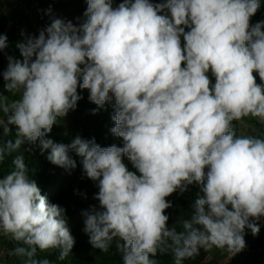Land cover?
<instances>
[{
	"label": "clouds",
	"instance_id": "clouds-1",
	"mask_svg": "<svg viewBox=\"0 0 264 264\" xmlns=\"http://www.w3.org/2000/svg\"><path fill=\"white\" fill-rule=\"evenodd\" d=\"M87 5L79 27L55 19L38 38L17 44L22 60L8 58L4 88L18 98L0 93V128L5 135L9 125L17 130L14 142L0 143V162L37 140L55 165L74 169L69 151L83 157L84 174L99 188V209L82 213L83 231L102 252L114 243L122 264H158V254L184 264L202 249L239 253L245 229L259 232L251 220L264 216V134L237 135L234 128L244 118L264 126V22L249 23L259 0ZM6 47L0 35V50ZM78 86L100 107L113 94L111 131L122 147L45 138L75 109ZM12 164L0 178V238L21 245L10 255L23 264H52L36 257L55 249L65 259L75 243L65 209L41 195L22 154ZM192 183L200 192L191 215L179 220V231L170 228L166 197Z\"/></svg>",
	"mask_w": 264,
	"mask_h": 264
},
{
	"label": "trees",
	"instance_id": "trees-1",
	"mask_svg": "<svg viewBox=\"0 0 264 264\" xmlns=\"http://www.w3.org/2000/svg\"><path fill=\"white\" fill-rule=\"evenodd\" d=\"M35 13L31 18L24 10L17 7L13 0H0V35L7 37V47L0 50V93L9 97L11 102L18 98L17 95L8 93L3 80V72L7 69L9 57L22 60L18 43L25 42L29 37L38 38L41 31L46 30L54 21L51 16L58 11L62 13L65 20H73L76 27H79L86 21L84 13L87 9V0H61L58 4H52L50 0H34ZM123 0H111L113 8L119 6ZM153 4L161 3L160 0H151ZM257 12L250 18V26L257 22H264V0H259ZM4 5V8H2ZM40 26L41 30L36 31L33 25ZM190 29L185 27V31ZM181 36V46L184 44ZM84 67V65H80ZM184 65H182L183 67ZM212 84L215 83V77L211 71L207 73ZM256 82L262 83L258 73H253ZM79 83H82L79 82ZM77 94L81 97L77 101L74 110H69L66 116L58 117L54 123L51 132L47 133L46 139H51L54 143L69 145L76 138L85 140H94L101 148L110 146H123V139L114 135L111 129L115 126L113 117L117 112L115 97L109 93V100L100 107L90 100V90L82 89L78 86ZM243 124L246 129H243ZM11 131L5 135L0 128V143L6 144L8 141L15 140L16 126L9 125ZM234 128L237 135H261L264 134V126H261L255 119L244 118L239 122H234ZM50 149L42 150L39 140L35 143L25 141L18 153L6 155L0 162V178H3L14 169L12 160L15 155L22 154L28 168V175L35 180L40 188L41 195L44 196L50 204H56L65 209V218L71 235L75 239L73 248L69 255L59 260L60 250H49L47 252H38L37 259L47 258L52 264H122L120 253L116 250L113 243L108 252H102L95 249L89 243V236L84 229L85 211H91L93 207L99 209V201L94 197L98 193V182L93 181L84 174L82 159L75 151H69L68 155L76 163L74 169L53 164L47 158ZM130 171H136L132 164L127 160L123 161ZM138 174V173H137ZM200 192L199 185L192 183L187 186V190L180 192L177 190L166 200L170 202L171 207L165 210L168 215V226L176 227L180 230L179 220L189 218L192 211V204ZM256 223L259 232L255 235L250 229L244 231L246 241L245 248L239 253L233 255L231 260L226 263H220L217 258L224 251L213 249L211 251H200V254L192 259L184 261V264H264V216L259 219H252ZM21 246L9 240L7 237L0 238V252L5 254L7 264H23V258L10 255L12 250ZM158 264H172L171 254H158L154 257Z\"/></svg>",
	"mask_w": 264,
	"mask_h": 264
},
{
	"label": "rangeland",
	"instance_id": "rangeland-1",
	"mask_svg": "<svg viewBox=\"0 0 264 264\" xmlns=\"http://www.w3.org/2000/svg\"><path fill=\"white\" fill-rule=\"evenodd\" d=\"M16 4H17V7L18 8H22L23 10H24V12L26 13V14H28L31 18H33L32 16L34 15V13H35V10H34V5H35V1L34 0H13ZM60 1L61 0H50V2L52 3V4H58V3H60ZM160 2H163V0H160ZM2 8H4V5H3V7ZM161 14H163V13H161ZM170 15V14H169ZM51 18H52V20H55V19H60V20H62L63 22H65V23H68V22H71L73 25H74V23H73V20L74 19H76V21H78V19L77 18H74V19H70V20H65L63 17H62V13L60 12V11H58V13L57 14H53L52 16H51ZM75 26V25H74ZM33 27H34V29L36 30V31H40L41 30V28H40V26H36L35 24L33 25ZM82 69H83V67L82 66H80ZM82 81V77L81 78H79V82H81ZM243 129H246V126L243 124V127H242ZM246 242V241H245ZM231 257L232 256H230V253H227L226 251H224V253L221 255V256H219L218 258H217V260L220 262V263H226V262H229L230 260H231ZM0 264H7V260H6V258H5V254L4 253H2V251L0 252Z\"/></svg>",
	"mask_w": 264,
	"mask_h": 264
}]
</instances>
